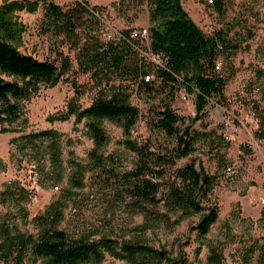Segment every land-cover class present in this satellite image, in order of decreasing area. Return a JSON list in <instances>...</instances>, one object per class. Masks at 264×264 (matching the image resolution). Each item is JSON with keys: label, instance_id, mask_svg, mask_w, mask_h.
I'll return each instance as SVG.
<instances>
[{"label": "rangeland", "instance_id": "obj_1", "mask_svg": "<svg viewBox=\"0 0 264 264\" xmlns=\"http://www.w3.org/2000/svg\"><path fill=\"white\" fill-rule=\"evenodd\" d=\"M66 4L73 0H55ZM2 2V0H0ZM217 9L215 0H182L184 8L205 32L226 30L230 40L238 48L230 55L218 57V72L226 76L221 96H213L204 108V114L193 122L198 134L194 149L177 158L172 165H155L159 170L158 194L167 189L168 182L178 181L175 169L194 161L198 169L213 177V183L205 195L200 196L203 209L184 217L167 211L159 202L147 205L151 222H145L140 207L130 201L125 193L122 175L134 169L137 155L122 142V127L104 119L107 141L102 152L105 166L84 170L81 186H75L71 176L76 173L71 158L84 164L88 162V150L93 145L87 134L84 120L74 123V115L66 120H49L50 114L65 109L66 102L75 93V83L82 89L78 101L88 105L96 94L97 85L77 62L78 48L64 39L62 34L43 32L40 26L42 8L35 12L18 11L25 23L19 49L38 58L56 59L58 50L69 54L71 69L51 86H41L24 103L23 114L12 123V130H0V225H8L24 232H36L33 221L45 206L71 190L66 201L64 217L59 227L70 236L89 238L108 236L118 242L140 240L155 248H164L169 259L186 256L189 264H214L207 259L210 245L221 248L223 264H245L243 255L248 246L264 234L260 220L264 203V0H221ZM148 6L130 4L118 9L109 4L97 13L99 25L91 23L89 32L101 40L108 34L117 36L125 30H137L139 43L147 44ZM161 62V57L155 56ZM58 62V61H57ZM151 86H140L127 78L130 101L139 109V117L130 137L147 143L153 155L172 147L174 138L162 133L152 120L157 110L169 104L185 118L184 126L195 113L194 95L171 81H161L153 74ZM116 81H119L117 78ZM260 90H256V87ZM259 108L260 122L251 119V110ZM262 123V130L257 127ZM43 128H55L60 132L62 167L60 179H54L49 160L47 142H40L36 149L22 147L16 136ZM228 136H231L228 137ZM235 162L236 173L226 178L223 166ZM56 172V171H55ZM58 173V172H57ZM22 186L25 198L10 196L9 182ZM216 205L217 218L205 236H198L194 225ZM160 218V219H159ZM198 250V251H197ZM257 251L250 254L249 262L256 263ZM103 263L127 264L124 259L105 253ZM164 260L161 264H166ZM0 264H13L12 261ZM22 264H31L30 261Z\"/></svg>", "mask_w": 264, "mask_h": 264}, {"label": "trees", "instance_id": "obj_2", "mask_svg": "<svg viewBox=\"0 0 264 264\" xmlns=\"http://www.w3.org/2000/svg\"><path fill=\"white\" fill-rule=\"evenodd\" d=\"M213 1V0H212ZM211 1V2H212ZM221 0H215L217 9ZM148 6L147 44L143 47L137 30H125L122 34L101 40L89 32L91 23L99 25V12L106 5L91 4L89 0H73L60 4L55 0H2L0 2V130L9 131L12 123L23 114L25 101L41 86L55 85L71 69L69 54L57 51L56 59L38 58L19 49L26 26L18 11L35 12L42 8L40 26L43 32L62 34L72 46L78 48L77 62L97 85L91 102L82 106L78 97L82 89L75 83V93L66 102L65 109L50 114L48 119L66 120L74 115V123L84 120L87 134L93 145L88 150V162L81 164L71 158L76 173L71 176L75 186H81L84 170L105 166L103 145L107 134L103 120L117 122L124 134L122 142L135 152L137 164L122 175L125 193L132 203L140 207L145 222H151L147 205H162L167 211L184 217L203 209L200 196L205 195L213 183V177L186 162L175 169L178 181L168 182L160 196V174L157 165H172L177 158L188 155L194 149L197 133L192 124L204 114V108L213 96H221L227 77L218 72V57L228 56L238 48L227 36L226 30L205 32L184 8L182 0H114L112 7L123 9L130 4ZM108 5V4H107ZM134 32L136 34H134ZM161 57V62L155 60ZM58 61V62H57ZM161 81H171L194 95L195 113L184 126L185 118L169 104L157 110L152 123L162 133L172 136V147L153 155L147 143L131 138L130 134L139 117L138 107L130 101L129 85L122 79H133L140 86H151L152 75ZM119 81H116V79ZM260 111L258 107H254ZM262 121V120H261ZM262 123L258 130H262ZM14 139L21 146L36 149L40 142H47L49 160L54 179H60L62 167L60 132L55 128H43L20 134ZM226 162L223 166H226ZM156 165V166H155ZM56 171V172H55ZM58 172V173H57ZM10 196L25 198L26 191L16 181L9 182ZM67 194L49 202L41 213L34 216L36 232H24L8 225H0V260L22 264H110L103 263L105 253L124 259L127 264H189L188 258L169 259L164 248H155L140 240L118 242L108 236L89 238L84 235L70 236L59 227L64 217ZM218 208L212 205L193 226L200 237L210 229L217 218ZM160 219V218H159ZM260 220L264 226V209ZM219 246L210 245L207 259L214 264H223ZM198 251V250H197ZM257 251L256 263L264 264V234L253 241L243 255L249 262L250 254Z\"/></svg>", "mask_w": 264, "mask_h": 264}, {"label": "built area", "instance_id": "obj_3", "mask_svg": "<svg viewBox=\"0 0 264 264\" xmlns=\"http://www.w3.org/2000/svg\"><path fill=\"white\" fill-rule=\"evenodd\" d=\"M209 1L211 2L212 0H209ZM136 33L134 32V34H136ZM110 36H111V34L109 33L108 37H110ZM218 66H219V64L217 65V67ZM256 90H260V87L257 86ZM250 113H251L250 114L251 115V119H253L255 122L258 123V122L261 121L260 112L257 111L255 108H253ZM257 129H259V126L257 127ZM228 137L231 138V136H228ZM223 173H224L226 178H230L231 176H233L236 173L235 162L234 161L228 162L226 164V166L224 167V169H223ZM261 201L264 203V197H261Z\"/></svg>", "mask_w": 264, "mask_h": 264}, {"label": "crops", "instance_id": "obj_4", "mask_svg": "<svg viewBox=\"0 0 264 264\" xmlns=\"http://www.w3.org/2000/svg\"><path fill=\"white\" fill-rule=\"evenodd\" d=\"M114 0H89L91 4L107 5Z\"/></svg>", "mask_w": 264, "mask_h": 264}]
</instances>
